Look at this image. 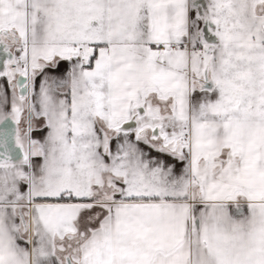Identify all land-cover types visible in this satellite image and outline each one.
<instances>
[{"label": "snow or ice", "instance_id": "snow-or-ice-1", "mask_svg": "<svg viewBox=\"0 0 264 264\" xmlns=\"http://www.w3.org/2000/svg\"><path fill=\"white\" fill-rule=\"evenodd\" d=\"M0 264H264V0H0Z\"/></svg>", "mask_w": 264, "mask_h": 264}]
</instances>
